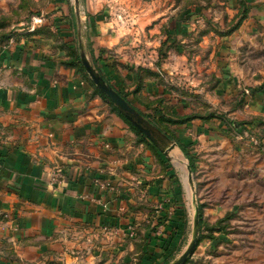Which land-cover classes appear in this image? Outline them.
<instances>
[{
    "label": "crops",
    "instance_id": "0c3cea01",
    "mask_svg": "<svg viewBox=\"0 0 264 264\" xmlns=\"http://www.w3.org/2000/svg\"><path fill=\"white\" fill-rule=\"evenodd\" d=\"M13 2L0 0V264H172L203 203L185 264H264V153L246 136L262 122L240 134L229 117L184 120L192 92L216 106L257 86L229 114L264 117V0H127L122 11L56 0L42 23L17 20ZM78 57L127 97L160 145L69 64ZM175 150L188 163L172 160ZM206 167L218 176L209 202L195 175Z\"/></svg>",
    "mask_w": 264,
    "mask_h": 264
},
{
    "label": "rangeland",
    "instance_id": "374dc122",
    "mask_svg": "<svg viewBox=\"0 0 264 264\" xmlns=\"http://www.w3.org/2000/svg\"><path fill=\"white\" fill-rule=\"evenodd\" d=\"M10 1V3L12 4V0H8ZM101 3H107V6H109L108 4H112V6L115 8H118V11H122L124 9L125 6V2L127 3V0H95ZM138 0H132L131 2V7L137 5ZM15 3V8H16V14L15 17L16 19H22V20H28L30 23L31 22H35V23H42V21H44L46 18V14L42 12V10H47V9H51V7H53V5H55L56 0H14ZM111 6V8H113ZM135 8V7H134ZM117 10L114 9V12H116ZM45 14V15H44ZM43 16V17H42ZM114 17H117L118 19H120L119 16H117L116 14H114ZM49 19V18H47ZM51 20H47L45 22L49 23ZM27 26V24H26ZM24 27V26H23ZM18 28V27H17ZM82 59V57H81ZM256 60H260V62H256V66L263 68L264 67V57L261 56L259 58H257ZM88 73V72H87ZM88 76L90 77L89 73ZM91 78V77H90ZM92 80V78H91ZM187 81V80H185ZM93 82V80H92ZM94 83V82H93ZM258 87H248V88H243L241 90V92L237 95L234 96H223L222 98H220V102L218 104H216V106H214V104H210L208 102H205V96L203 95V93H195L192 92L191 94L193 95V102L192 104L194 105V107H192V112H191V116H198V115H219L221 116V118H228V119H233V121H237L235 122L238 126V128H236V126L234 127L235 130H237L240 134H244V130H245V125L247 122H251V121H262V123L258 124V128L257 130H248L246 132V136L249 142V145L251 147L254 148V146L252 145V143L250 142V136L251 135H258L261 138H264V117L262 118L261 115H255V116H250L247 117L245 119H243L241 116H232L230 115V110L235 108L237 105L240 107L242 106H246L247 105V101L248 98H250L253 94L252 93V89L253 90H258ZM246 90H249V93H247ZM204 97V98H203ZM222 99V100H221ZM243 103H242V102ZM214 103V99L212 101ZM242 104V105H241ZM249 106V105H248ZM244 108V107H243ZM243 114V112L240 113V115ZM234 126V125H232ZM232 128L230 127V130ZM239 129V130H238ZM233 131V130H231ZM264 153V152H262ZM173 156L171 157L172 160H177V157H181L182 159H184L185 163L186 162V158L185 156L182 154V152H180L179 150H175V152H173L172 154ZM201 161H204V165L203 167H205L208 163L206 162L205 158H201ZM196 169H198L199 166L196 165ZM194 173V172H193ZM195 175L197 176V194L205 199V202H209V201H213L215 198V185H216V178L218 177L217 175H212L209 173L208 168H204L203 171H201L200 173H195ZM212 195V196H211ZM203 207L205 206V203L202 204ZM206 207V206H205ZM230 223V222H229Z\"/></svg>",
    "mask_w": 264,
    "mask_h": 264
},
{
    "label": "water",
    "instance_id": "95a60500",
    "mask_svg": "<svg viewBox=\"0 0 264 264\" xmlns=\"http://www.w3.org/2000/svg\"><path fill=\"white\" fill-rule=\"evenodd\" d=\"M83 64L86 71L89 73L94 84L102 91L116 106H118L123 112H125L127 118L140 129L153 143L160 145L162 138L156 133L155 129L151 124L142 117L137 110L113 87H111L102 76H100L95 69L92 67L90 62L83 58ZM189 171L192 173L193 170L189 165ZM196 235L187 249V251L174 263L172 264H185L189 256L193 253L199 236V216L196 218Z\"/></svg>",
    "mask_w": 264,
    "mask_h": 264
},
{
    "label": "trees",
    "instance_id": "16d2710c",
    "mask_svg": "<svg viewBox=\"0 0 264 264\" xmlns=\"http://www.w3.org/2000/svg\"><path fill=\"white\" fill-rule=\"evenodd\" d=\"M246 14H247V9H245V11H243V14H242V16H241V18L237 21V23L235 24V26H234V29H236L239 25H240V23L245 19V17H246ZM233 29V30H234ZM83 59H81V57H78L77 59H76V61L75 62H72V63H69V64H71L72 66H74V67H76V69H77V71H79V72H82V74H84L87 78H89L90 80H91V78L88 76V73H87V71H86V69H85V67H84V64H83V61H82ZM98 73V72H97ZM100 76H102V74L99 72L98 73ZM103 77V76H102ZM104 78V77H103ZM104 80L106 81V79L104 78ZM91 82H92V80H91ZM93 83V82H92ZM94 84V83H93ZM94 86H95V91L98 93V94H100V95H102L103 96V98H105V99H107L110 103H112L113 104V106H114V109L120 114V116L121 117H123L129 124H130V126L135 130V132L137 133V135L138 136H140V137H142V139H144L145 141H148V142H150V143H153L152 141H150V139L140 130V129H138L128 118H127V116H126V114H125V112H123L118 106H116L113 102H111V100L108 98V96L107 95H105L102 91H100V89L94 84ZM111 86V85H110ZM112 87V86H111ZM114 88V87H113ZM252 93H254L255 92V90H253L252 89V91H251ZM120 93V92H119ZM126 100H127V97L125 96V95H123L122 93H120ZM242 102V101H241ZM243 103V102H242ZM242 105V104H241ZM210 116H213V115H210ZM215 116V115H214ZM191 117L192 116H190V117H187L186 119H184V120H188V119H191ZM194 117H196V116H194ZM180 122H182V121H180ZM262 122V121H261ZM238 124V123H237ZM237 124L235 123V122H232V125H234L233 127H235L236 126V128H238V126H237ZM153 144H155V143H153ZM178 144H179V146L183 149V151L185 152V154H187V157H188V159L190 160V164H191V167L193 168V170H194V168L196 167V165H195V161H194V156H192L190 153H189V151L187 150V145L184 143V142H181V141H179L178 142ZM200 223H199V225H200V227L202 228L203 227V225H204V220H203V205H201L200 206ZM157 227H158V225H155V228H154V232L157 230ZM161 237H163V236H160V238Z\"/></svg>",
    "mask_w": 264,
    "mask_h": 264
},
{
    "label": "built area",
    "instance_id": "2783aa9c",
    "mask_svg": "<svg viewBox=\"0 0 264 264\" xmlns=\"http://www.w3.org/2000/svg\"><path fill=\"white\" fill-rule=\"evenodd\" d=\"M249 93V90H246ZM250 142L254 146L255 149L261 152H264V138L259 137L258 135L254 134L250 136ZM160 208V207H159ZM161 229L157 230V234H161ZM130 234L133 236L135 234V228L130 227Z\"/></svg>",
    "mask_w": 264,
    "mask_h": 264
}]
</instances>
